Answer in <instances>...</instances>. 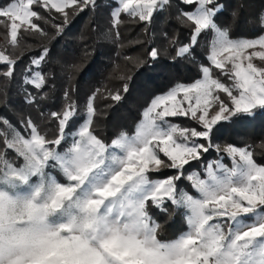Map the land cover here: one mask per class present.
Wrapping results in <instances>:
<instances>
[{"label":"snow or ice","instance_id":"obj_1","mask_svg":"<svg viewBox=\"0 0 264 264\" xmlns=\"http://www.w3.org/2000/svg\"><path fill=\"white\" fill-rule=\"evenodd\" d=\"M109 7L117 37L123 15L147 28L174 10L189 37L180 43L164 34L173 60L193 57L204 38L207 63L200 78L154 96L131 132L121 127L110 139L94 127L100 89L81 113L77 88L68 83L61 109L48 114L51 135L30 117L14 123L0 114V264H264V164L249 146L213 144L220 122L264 112V12L256 35L233 38L217 23L220 0H112ZM96 8L97 0H9L0 6V25L15 48L21 29L48 35L40 22L53 13L63 21L55 24L59 36L69 9L78 15ZM50 56L47 46L35 52L17 79L23 57L0 50V79L15 82L29 106L39 105L55 82L45 71ZM148 57L155 67L160 50L151 48ZM146 66L137 61L138 72ZM63 70L71 81L86 69L71 63ZM121 79L122 88L107 93L116 102L130 91L132 77ZM175 117L196 126L173 123ZM213 149L216 159L204 163ZM193 164L202 171L185 175ZM183 180L193 192L180 187ZM169 204L186 230L165 240L156 214L168 213Z\"/></svg>","mask_w":264,"mask_h":264},{"label":"trees","instance_id":"obj_2","mask_svg":"<svg viewBox=\"0 0 264 264\" xmlns=\"http://www.w3.org/2000/svg\"><path fill=\"white\" fill-rule=\"evenodd\" d=\"M237 1L220 0L223 10L217 17V23L222 27H229L233 38L252 37L259 29L250 26V19L242 16L245 8L241 7L236 16L230 13L231 7L235 6ZM8 2L9 0H0V6ZM111 3L97 0L95 11L88 10L78 15L72 14L69 9L70 23L59 36L56 35L55 24L63 21L53 15L50 19L40 22L48 33L46 36L33 35L21 29L18 33L19 43L13 48L4 35L0 41L2 50L14 51L23 57V61L16 67L17 79L28 65L31 56L47 46L51 50V56L45 71L54 72L55 82L47 89V99L39 105L29 106L22 100L15 82L9 84L0 79V114L7 116L14 123L19 122L21 117H30L42 132L51 135L56 126L48 114L61 109L64 103L63 91L68 83L77 88L74 98L78 100L81 113L88 96L100 89L101 94L97 95L95 100L98 115L94 127L98 135L110 139L121 127L131 132L141 111L152 97L178 83H191L200 75L199 66L207 63V42L204 38L200 40V46L196 48L193 57L173 60V45L164 34L167 33L169 38H175L180 43H186L189 37L188 31L174 18V10H166L163 37H155L153 22L146 28L127 15L121 18L117 37V30L111 27ZM102 4L109 9L101 8ZM254 20L256 21V17ZM153 47L160 50L155 67L151 66L152 62L148 57V52ZM138 60H148L149 66L138 72ZM71 63H76L80 69L86 70L83 74L75 72L71 81H68L63 69ZM122 77H132L129 81L130 91L126 95L121 93L124 98L116 102L108 98L107 93L122 88L125 82ZM170 119L184 127L196 126L188 117ZM215 141L240 147L249 146L256 161L264 164V112L257 110L254 117L237 116L220 122L214 130L213 142ZM215 154L213 149L206 155L205 160L216 156ZM224 160L228 162L226 157ZM193 166L199 168V165ZM167 172L165 170L164 174ZM168 207V213L156 214V219L163 226L161 238L165 240L173 238L183 229L181 214L173 210L170 204Z\"/></svg>","mask_w":264,"mask_h":264},{"label":"rangeland","instance_id":"obj_3","mask_svg":"<svg viewBox=\"0 0 264 264\" xmlns=\"http://www.w3.org/2000/svg\"><path fill=\"white\" fill-rule=\"evenodd\" d=\"M103 1H107V2H109V1H112V0H103ZM235 1H237V0H235ZM222 4V3H221ZM251 4V5H250ZM235 6H232L231 7V10H230V13L231 14H233L234 12H236V13H238V11H239V9H241V7H243V8H245V12H244V14L242 15V16H246L247 18H249L250 19V21H249V23H250V26H252V27H255V28H257L258 26L256 25V21L254 20V17H257V15L260 13V12H264V0H239V1H237V3L236 4H234ZM101 8H103L104 10H107V9H109V7L108 6H106V5H103L102 4V6H101ZM111 10L112 9H110V12H111ZM167 10V9H166ZM163 11L162 13H159V15L157 16V17H155L154 18V20H153V28L155 29V37L157 38V37H163V25H164V18H165V16H167V11ZM99 14L100 13H98V17H99ZM175 14V13H174ZM54 17H57V18H60V19H62L58 14H55V13H53L52 14ZM174 16V18H176L175 17V15H173ZM236 16V15H235ZM110 20H111V17H110ZM219 24V23H218ZM152 25V24H151ZM220 25V24H219ZM6 37H5V36ZM6 38V41H9L10 42V36L7 34V30L2 26V25H0V41L3 39V38ZM241 38V37H240ZM0 50H2V47L0 46ZM257 63H259V61H256ZM200 67H201V65L199 66V72H200ZM214 76H216L217 78H219V79H221L223 82H225V83H230V81H228L227 79H226V77H224V76H222V75H220L219 74V72H218V70H214ZM200 76H201V74L196 78V79H198V78H200ZM196 79H194L192 82H194ZM191 82V83H192ZM189 84V83H188ZM170 89V88H169ZM168 89V90H169ZM167 91V90H166ZM165 91V92H166ZM164 93V92H163ZM160 94H162V93H160ZM158 95V94H157ZM221 95H223V94H221ZM156 96V95H155ZM153 98V97H152ZM226 98V97H225ZM213 144L214 145H216V144H218V145H220L221 146V149L226 145L225 143H222V142H213ZM215 150V149H214ZM216 152V151H215ZM216 156H211L209 159H206L205 161H204V163H207L208 161H211V160H214V159H216V157H217V153L215 154ZM226 159L228 160V162H226L225 160H224V163L225 164H227V165H231V161L226 157ZM191 168H193V169H188L187 170V172L185 173V175H187L188 174V172H192V171H195L196 169H198V170H202V169H200V166H199V168H195L194 166H192ZM168 172L166 173V175H171L172 174V171L171 170H167ZM154 178H157V177H154ZM179 185H180V187L181 188H185L187 191H189L190 193L191 192H193L194 190L191 188V186H190V184H189V182L187 181V180H183V181H180L179 182ZM181 219H182V221H183V229L182 230H186V222H185V219H184V217H183V215L181 214ZM181 230V231H182ZM180 231V232H181ZM180 232H178L175 236H177ZM174 236V237H175ZM173 237V238H174ZM172 239V238H171Z\"/></svg>","mask_w":264,"mask_h":264},{"label":"crops","instance_id":"obj_4","mask_svg":"<svg viewBox=\"0 0 264 264\" xmlns=\"http://www.w3.org/2000/svg\"><path fill=\"white\" fill-rule=\"evenodd\" d=\"M112 2V1H111Z\"/></svg>","mask_w":264,"mask_h":264}]
</instances>
